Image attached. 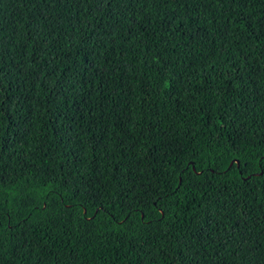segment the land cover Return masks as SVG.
Segmentation results:
<instances>
[{"label": "trees", "instance_id": "1", "mask_svg": "<svg viewBox=\"0 0 264 264\" xmlns=\"http://www.w3.org/2000/svg\"><path fill=\"white\" fill-rule=\"evenodd\" d=\"M0 264H264V0H0Z\"/></svg>", "mask_w": 264, "mask_h": 264}, {"label": "snow or ice", "instance_id": "2", "mask_svg": "<svg viewBox=\"0 0 264 264\" xmlns=\"http://www.w3.org/2000/svg\"><path fill=\"white\" fill-rule=\"evenodd\" d=\"M231 165H234V166H238V162H237V159L235 157H233V159L229 162ZM245 167H247V165L245 164ZM227 170V169H226ZM86 214V213H85ZM95 214H99L98 212H96Z\"/></svg>", "mask_w": 264, "mask_h": 264}, {"label": "water", "instance_id": "3", "mask_svg": "<svg viewBox=\"0 0 264 264\" xmlns=\"http://www.w3.org/2000/svg\"><path fill=\"white\" fill-rule=\"evenodd\" d=\"M231 165V164H230Z\"/></svg>", "mask_w": 264, "mask_h": 264}]
</instances>
